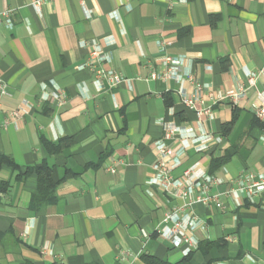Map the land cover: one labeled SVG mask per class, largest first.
I'll list each match as a JSON object with an SVG mask.
<instances>
[{
  "label": "crops",
  "instance_id": "crops-1",
  "mask_svg": "<svg viewBox=\"0 0 264 264\" xmlns=\"http://www.w3.org/2000/svg\"><path fill=\"white\" fill-rule=\"evenodd\" d=\"M166 54L181 80L151 77ZM0 80V264H264V192L237 188L264 178V0H0ZM161 139L183 145L176 177L217 178L223 207L187 205L201 181L175 198L152 183ZM178 208L196 225L174 241Z\"/></svg>",
  "mask_w": 264,
  "mask_h": 264
},
{
  "label": "built area",
  "instance_id": "built-area-1",
  "mask_svg": "<svg viewBox=\"0 0 264 264\" xmlns=\"http://www.w3.org/2000/svg\"><path fill=\"white\" fill-rule=\"evenodd\" d=\"M162 46V43H161ZM105 60L104 53L99 49H94L91 51L88 59L86 60V66L90 68H96V66ZM160 69L152 72L151 77L153 79H176L181 80L183 70L182 64L179 58L173 57L171 55H164L159 62ZM98 74L106 76L112 85H117L124 81V79L113 69L109 70H99ZM188 74V73H186ZM189 79H191L190 74H188ZM255 76L251 75L249 81L251 84L254 83ZM6 85L0 80V89L5 91ZM183 103L193 109L195 102L199 99L198 95L182 93L181 94ZM65 99H60V103H64ZM202 112H210L209 109ZM258 115L264 118V107L259 109ZM175 133L172 129L168 131L165 138H170ZM166 139H161L155 143V148L157 149V160L154 164V170L156 172V177L152 180V183L157 184L162 190L165 191L171 197H185L189 187H193L197 181H201V190L199 195L196 197L195 201H191L187 205L193 202H202L208 204L210 202H215L218 207H223L224 203L220 201L219 195L215 194L212 190V185L217 182V178L214 175L207 173H197L195 167L187 169L181 177H176L174 175V170L180 166L182 160L180 159V153L183 150V145L171 146L167 144ZM110 169L115 172V167H110ZM237 188L244 195L253 197L259 193L264 192V178L260 175L254 173H243L237 179ZM230 191H228L229 193ZM182 209H175L172 213L166 215V221H172L174 226L171 228H166L163 230V237H168L169 239L180 240L179 231L181 228L187 226L196 225L195 219L190 217L187 221L182 220L178 216V213ZM166 230V231H165ZM181 238V237H180Z\"/></svg>",
  "mask_w": 264,
  "mask_h": 264
},
{
  "label": "trees",
  "instance_id": "trees-1",
  "mask_svg": "<svg viewBox=\"0 0 264 264\" xmlns=\"http://www.w3.org/2000/svg\"><path fill=\"white\" fill-rule=\"evenodd\" d=\"M214 162L216 159L213 160ZM4 162V158L0 155V165ZM39 170V180H40V193L35 196L38 199L41 195L42 201L46 205L48 203L54 202L56 200V195L54 194L55 183L52 178L51 170L44 164L38 168ZM44 199V200H43ZM45 201V202H44ZM189 257H186L178 262H162L161 264H187Z\"/></svg>",
  "mask_w": 264,
  "mask_h": 264
}]
</instances>
